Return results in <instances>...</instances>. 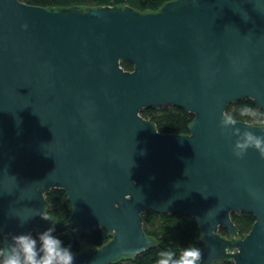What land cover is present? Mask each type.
I'll list each match as a JSON object with an SVG mask.
<instances>
[{
  "label": "water",
  "instance_id": "obj_1",
  "mask_svg": "<svg viewBox=\"0 0 264 264\" xmlns=\"http://www.w3.org/2000/svg\"><path fill=\"white\" fill-rule=\"evenodd\" d=\"M244 97L264 117L255 0H168L152 11L0 0V237L52 227L45 193L60 188L78 232L112 235L73 252L74 264L151 247L148 209L194 219L201 264H264V159L234 156L236 136L220 128L227 104ZM167 104L193 114L188 132H159L140 114ZM235 121L264 134V124ZM234 211L254 216L240 236Z\"/></svg>",
  "mask_w": 264,
  "mask_h": 264
},
{
  "label": "trees",
  "instance_id": "obj_2",
  "mask_svg": "<svg viewBox=\"0 0 264 264\" xmlns=\"http://www.w3.org/2000/svg\"><path fill=\"white\" fill-rule=\"evenodd\" d=\"M25 3L39 5L45 8L62 6H99V5H130L139 11L157 10L168 0H22ZM120 65L132 69V63L121 60ZM248 106L258 115H241V109ZM140 114L150 120L156 129L162 133H186L188 124L193 114L174 105L151 106L141 109ZM225 114L235 120H242L259 125L258 121L264 120L263 114L254 101L244 97L240 100L229 102ZM46 212L55 227V235L61 239L65 246H70L72 252L81 251L87 247H98L111 238V234L103 227H88L77 231L73 225L72 208L65 192L60 188H52L45 193ZM144 232L152 238V246L134 256H123L109 264H156L158 253L171 248L179 255L185 246L202 245V234L191 217L183 213L155 212L145 210L141 214ZM230 217L236 226L238 236L246 233L254 222V216L246 211H234ZM218 232L228 236V232L219 227ZM0 246L3 240L0 237ZM216 264H233L231 259H225Z\"/></svg>",
  "mask_w": 264,
  "mask_h": 264
},
{
  "label": "clouds",
  "instance_id": "obj_3",
  "mask_svg": "<svg viewBox=\"0 0 264 264\" xmlns=\"http://www.w3.org/2000/svg\"><path fill=\"white\" fill-rule=\"evenodd\" d=\"M258 8L264 11V6L255 0ZM247 18V17H245ZM241 115L256 117L258 113L244 106ZM264 124V120L258 121ZM236 121L231 117L222 118L221 131L232 128V135L236 136L232 151L237 158L242 157L248 149H254L264 159V134L257 135L252 131L233 128ZM42 219L48 220L42 213H37ZM28 217L21 218L22 221ZM55 227H49L43 232L33 235L31 232L19 233L8 239H3L0 246V264H74V253L70 246H65L55 234ZM156 264H201V248L194 245L183 247L177 253L171 248L161 250Z\"/></svg>",
  "mask_w": 264,
  "mask_h": 264
},
{
  "label": "rangeland",
  "instance_id": "obj_4",
  "mask_svg": "<svg viewBox=\"0 0 264 264\" xmlns=\"http://www.w3.org/2000/svg\"><path fill=\"white\" fill-rule=\"evenodd\" d=\"M181 251H182V249L180 250V252H181ZM180 252H179V253H180Z\"/></svg>",
  "mask_w": 264,
  "mask_h": 264
}]
</instances>
